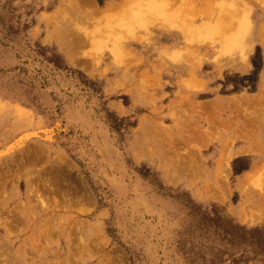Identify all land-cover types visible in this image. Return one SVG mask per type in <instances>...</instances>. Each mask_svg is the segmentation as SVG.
Wrapping results in <instances>:
<instances>
[{
  "label": "rangeland",
  "instance_id": "1",
  "mask_svg": "<svg viewBox=\"0 0 264 264\" xmlns=\"http://www.w3.org/2000/svg\"><path fill=\"white\" fill-rule=\"evenodd\" d=\"M92 1L0 0V264H264V0Z\"/></svg>",
  "mask_w": 264,
  "mask_h": 264
},
{
  "label": "bare ground",
  "instance_id": "2",
  "mask_svg": "<svg viewBox=\"0 0 264 264\" xmlns=\"http://www.w3.org/2000/svg\"><path fill=\"white\" fill-rule=\"evenodd\" d=\"M88 3H89V5L90 6H94L95 5V3L92 1V0H86ZM94 8H95V6H94ZM95 11L97 12V9L95 8ZM98 13V12H97ZM67 31H70V30H67ZM91 36V35H90ZM93 36V35H92ZM92 40V39H91ZM190 155V154H189ZM225 158V157H224ZM226 159V158H225ZM225 159H224V161H225ZM221 164H223V163H221ZM187 165H188V163H187ZM188 169V168H187ZM187 171V170H186ZM225 171V170H224ZM222 172V171H221ZM223 174H225V173H223Z\"/></svg>",
  "mask_w": 264,
  "mask_h": 264
}]
</instances>
